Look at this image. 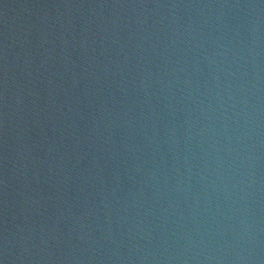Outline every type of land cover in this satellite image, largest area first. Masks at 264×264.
<instances>
[{
	"label": "water",
	"instance_id": "1",
	"mask_svg": "<svg viewBox=\"0 0 264 264\" xmlns=\"http://www.w3.org/2000/svg\"><path fill=\"white\" fill-rule=\"evenodd\" d=\"M0 264H264V87L0 29Z\"/></svg>",
	"mask_w": 264,
	"mask_h": 264
}]
</instances>
